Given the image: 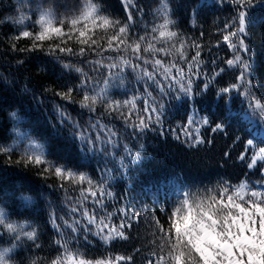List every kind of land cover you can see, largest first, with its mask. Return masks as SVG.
Segmentation results:
<instances>
[{
	"label": "trees",
	"instance_id": "1",
	"mask_svg": "<svg viewBox=\"0 0 264 264\" xmlns=\"http://www.w3.org/2000/svg\"><path fill=\"white\" fill-rule=\"evenodd\" d=\"M98 2L105 9L101 16L110 20L126 22V12L131 10L136 26L129 30L131 39L128 43L136 42V34L146 35L149 40L153 35L157 36L155 47L170 50V55L157 53L155 58L163 59L166 65L171 61L180 66L186 65L187 61L181 62L177 54L181 41L184 42L188 60L199 50L200 78L193 82L191 98L176 92L161 98L158 87L149 83L145 88V82L129 69L122 74L125 77L123 86H111L108 93L112 100L121 102L138 97L134 109L131 105L122 106L120 111L109 115L105 113L103 104H97L96 112L89 113L80 107L83 93L73 91L71 101L61 99L56 93L67 92L85 78L99 91L104 87L108 70L87 61L103 58L104 64L118 62L120 56L130 58L131 51H108L103 53V57L93 53L87 57L57 53L61 56L57 62L47 52L50 45L60 42L54 38L44 41L43 51L21 52L20 49L30 48L33 41L32 38L16 39L19 31L39 32L40 16L45 12H50L45 19L50 20L53 26H59V20L79 18L85 10L81 7L84 0H0V145L15 149L11 153L0 152V206L8 214L7 222L23 224L27 231L32 230L29 228L31 224L38 232L37 243L40 245L36 248L25 241L21 247L9 253V264H52L57 257H65L64 248L54 243L61 236L49 221L52 212L63 218L57 219V224L60 225L63 239L67 241L69 252L76 259H82L86 264H117V257L131 256L130 262L125 260L118 264H148V260L153 259V253H156L157 259L160 255L167 258L168 243L160 238L156 221L165 230L170 228L169 218H175L173 213L178 216L186 210L183 193H189L187 199L193 207L201 201L208 203L211 197L219 200L225 187L222 181L232 185L223 195L225 201L228 195H232L234 203H239L236 191L241 184L247 186L243 190L264 193V176L259 171L260 166L251 170L246 167L250 149L264 147V4H255L254 0L255 6L249 12L248 21L250 37L245 40L252 51L244 53L241 50L239 53L250 64L246 79L251 83L246 84L237 79L240 72L237 65H227V60L234 59L236 53L222 39L231 31H223L224 24L231 21L238 8L230 0H129L131 9L126 8L122 0ZM164 4L171 13L167 18L175 23L166 30L177 33L171 39L159 38V30L152 32L153 28L163 23ZM135 8L140 11H135ZM92 27L89 21L88 28ZM145 29L148 31L145 32ZM89 34L103 42L102 37L115 33L112 29L105 31L96 28L94 35ZM147 43L148 40L141 43L140 54L151 60L152 54L143 51ZM193 45L201 47L196 49ZM68 46L78 51L81 45L73 40ZM108 57H111V61ZM64 64H71V69L64 68ZM76 68L82 69L87 77L76 72ZM206 75L209 88L203 89ZM117 83L113 81L114 85ZM234 83L239 85L236 90L227 95H216L220 88L230 87ZM25 87L29 91L25 92ZM249 91L251 96H246ZM149 93L150 103L155 100L157 104L163 103L165 106L163 123L143 134L133 135L132 127L126 126L120 118L121 113L127 115L132 109L134 115L130 123L136 122L139 115H144V100ZM257 101L260 106H253V102L257 104ZM249 103L255 110L248 108ZM58 106L78 121L82 128H87L93 137L95 133L88 127L90 123L99 120L113 127L119 144L112 155H82L78 141L69 138L70 125L65 122L61 127L57 123ZM11 112H16L18 119H12L9 116ZM204 116L209 118V125L203 123ZM189 120L193 122L190 124ZM221 121H225V130L213 133L211 127ZM196 138L204 142L195 145ZM248 140H252L253 144L242 161L238 157L244 152ZM32 144H43V150L37 151ZM124 145L141 157L137 164H129L126 171L119 169ZM37 155L41 156L43 163H25L28 156L34 159ZM105 166L110 171L101 177L99 173ZM56 167L62 169V176L56 175ZM70 171L76 173L74 179H65ZM81 174H88L97 183L101 179L106 180L114 193L105 201L103 211L99 206L95 207L97 223L103 216L109 228L115 226L118 229L122 216L120 210L125 207L138 215L139 220L133 223V227L124 229L127 239L114 238L105 242L94 234L96 228L91 226L92 231L85 240L83 232L77 238L71 228L64 226V220L71 224L73 219H80L79 216L70 217L68 209L77 202L80 188L87 187L86 182H77ZM60 184L64 185L63 190ZM68 197H71L70 201ZM84 207L93 211L91 198L84 202ZM109 212L113 214L110 219L107 215ZM233 214H237V210L233 209ZM6 241L7 236L0 241V248L11 246Z\"/></svg>",
	"mask_w": 264,
	"mask_h": 264
},
{
	"label": "snow or ice",
	"instance_id": "2",
	"mask_svg": "<svg viewBox=\"0 0 264 264\" xmlns=\"http://www.w3.org/2000/svg\"><path fill=\"white\" fill-rule=\"evenodd\" d=\"M223 2V0H221ZM238 6L236 15L231 19L229 23H225L223 31H228V34L223 35V42L228 44L235 53L234 59H228L227 65L229 67L237 65L240 69L238 80L245 81L246 84H250L247 81L249 75L250 64L248 59L242 58L239 54L241 50L244 53H250L251 48L245 44V40L249 39L250 32L248 31L249 12L255 4H264V0H230ZM123 5L126 8L131 9L132 5L129 0H122ZM84 11L80 13L79 18H72L70 20H59V26H53L50 20L45 19L46 15H50V12H45L40 16V31L33 33L31 31H19L16 39L20 38H32V45L28 49H20L21 52L44 50L43 43L46 40L59 39V43L54 46L50 45L47 49L49 55L55 57L56 61L61 60V56L57 53L65 54L66 56H79L87 57L89 53L99 54L103 57V53L113 51L117 53L128 52L132 53L130 58L120 56L118 62H110L104 64L103 58L95 61H87L93 66L99 68H106L108 75L104 80V87L99 91L95 90V85L91 84L89 79H81L79 84L74 88H69L67 92H57L56 95L60 96L63 100L71 101V95L73 91L83 93L82 103L80 107L87 109L89 113L96 112V105L103 104L105 113L111 115L121 110L122 106L131 105L134 109L136 100L138 97L133 96L131 99L124 100H112L109 97L108 88L111 86H123L124 75L126 70H131L133 73H137L138 78L145 82V88L151 83L159 88L161 98L176 92L183 94L184 97L191 98L193 96V82L195 79H199L201 75V52L195 51V55L188 60L184 51V42L181 41L180 47L177 49V54L181 62L187 61L185 66L178 65L175 61H171L169 64H165L163 59L155 58L159 53L162 56L170 55V50L164 47H155V41L158 37L153 35L149 40L146 35H137L135 43H128L131 39L129 30L136 25L133 23L132 11L126 12V22L110 20L106 16H101V13L105 9L100 5L98 0H84L81 6ZM31 11V9H28ZM164 20L163 23L152 29L155 33L159 30V38L171 39L177 36L176 32L166 31L170 26H175L174 21H171L167 17L171 15L167 5H163ZM135 11H140L139 8H135ZM91 21L93 27L88 28V22ZM65 25L67 31H65ZM80 25L81 27H78ZM100 28L103 30L112 29L115 34L106 35L102 37L103 42L93 39L89 33L95 34V29ZM145 32L148 30L145 29ZM203 35V33H201ZM234 38V42H233ZM75 40L79 45L78 49L68 46L71 41ZM148 40L147 46L143 48L144 53H151L153 59H145L141 53V43ZM15 46L13 45V48ZM175 47V45H173ZM194 48L199 49L201 45H193ZM111 61V57H108ZM251 59V57H249ZM133 60L136 62L134 63ZM19 63H23L20 61ZM215 64V61H213ZM149 65L151 70H149ZM64 68L71 69V64H64ZM187 69V71L185 70ZM76 72L82 73V69L76 68ZM173 71L175 74H173ZM224 71L223 68L220 69ZM87 77L86 73H82ZM2 76V74H0ZM159 77V79H157ZM5 81L7 78H4ZM117 81V84H113V81ZM239 87L237 84H232L230 87H222L216 93L217 96L221 94H229ZM209 88V79L206 78L203 81V89ZM167 89V90H166ZM25 92L29 91L27 87ZM89 93H93L89 95ZM246 96H251V92L246 93ZM151 99V94L144 100L143 113L139 115L136 122H131V117L134 115L132 109H129L127 115L121 113V117L124 120L126 126L132 127L133 135L143 134L146 130L154 127L157 124L162 125L164 112V104H157L155 100ZM257 101L256 107H259ZM248 108L252 109V104H248ZM57 123L61 127H64L65 122L70 125L69 138L78 141V147L82 155L88 156L90 154L109 156L117 148L119 141L117 138V132L113 127L101 123L99 120L96 123H90L88 127L95 133L93 137L92 133L88 132L87 128H82L78 121L71 118L70 114L59 109ZM103 115V114H102ZM255 118V112L252 113ZM12 119H18L16 112L9 113ZM205 125L210 124V120L207 116L202 117ZM193 121L189 120L191 124ZM54 131L56 130L53 125ZM98 129V130H97ZM225 130V121L215 123L214 127H211L213 133ZM59 134V133H58ZM239 139V137H237ZM204 141L200 138H196L195 145H199ZM253 141L248 140L245 146L244 152L240 154L238 159L245 160V154L252 146ZM35 148L43 150V144H33ZM143 148V145L139 146ZM14 148H8L0 145V152L14 151ZM124 155L119 159V169L126 171L129 164H137L141 157L138 152H133L127 145L123 146ZM43 154V152H42ZM250 162L246 164V167L251 170L257 167L258 162L264 161V147H260L258 150H253V154L247 158ZM19 163V161H18ZM26 164L32 163L34 165H40L43 163L41 156L37 155L33 159L32 156H28L25 161ZM66 167V166H65ZM110 171L105 166L101 169L99 175L103 177L105 172ZM259 171L264 176V165H261ZM56 175L62 176V169L60 167L55 168ZM76 173L70 171L65 179H74ZM111 177H109L110 179ZM78 183H87V187L80 188V195L77 198V202L68 209V215L70 217L79 216L80 219H73L70 224L69 221L64 220V226L71 228L73 233L77 234V238L80 232H83L85 240H87L88 234L92 231L91 226H95V235L100 239L108 242L114 238L127 239L124 229H131L133 223L139 220L138 215L135 212H129L127 207L120 210L122 216L119 221V228L115 226L109 228L108 223H104V217L101 216L100 222L97 223V213L95 207L99 206L103 211L105 208V201L108 198L114 196V193L107 186V181L101 179L98 183L94 182L88 174H81L79 176ZM225 185L221 198L216 200L215 197H211L208 203L201 201L196 204L195 207L189 205L187 196L189 193L182 194L184 197L183 204L186 206V210L183 214L176 215L175 218L170 217V228L165 230L163 225H160L157 220V231L160 233V238L164 239L168 243L167 258L164 255H160L156 258V253H153V259L148 260V264H264V193L258 191H250L248 195L251 198L246 201L248 207H244L242 203H234L232 195H228L227 201L223 199V195L228 192L232 185L227 181H222ZM59 187L63 190L64 185L60 184ZM247 187L244 184L240 185V189L243 190ZM240 196V192L236 193ZM91 198V203L94 206L93 211H89L84 207V202ZM243 198V197H241ZM25 199H29L25 197ZM67 200H71L68 197ZM233 209L237 210V214H233ZM180 211L179 209L177 210ZM108 218L112 217V213L109 212ZM57 219L63 220L62 217H57L54 212L49 214V221L55 226L57 234L61 236V239L56 240L54 243L58 247H62L65 250V257H57L52 261V264H86L82 259H76L69 252L67 247V241L63 239V233L60 231V225L57 224ZM8 214L4 208L0 206V241L5 240L10 243V247L0 248V264H9V253H12L14 249L21 247L25 241L31 242L36 248L40 245L37 243L39 239L38 232L32 225L31 231L25 230L23 224H17L16 222H7ZM107 230V231H106ZM131 261L132 257L119 256L116 258L117 264L120 261ZM35 264V262H33ZM90 264V262H87ZM99 264V262H97Z\"/></svg>",
	"mask_w": 264,
	"mask_h": 264
},
{
	"label": "rangeland",
	"instance_id": "3",
	"mask_svg": "<svg viewBox=\"0 0 264 264\" xmlns=\"http://www.w3.org/2000/svg\"><path fill=\"white\" fill-rule=\"evenodd\" d=\"M256 104L253 102V106H255ZM252 110H255V107H252ZM262 131L260 130V133H261ZM33 145V144H32ZM33 147V146H32ZM33 148H35V147H33ZM260 147H258V148H252V149H250V155H249V157L253 154V150H258ZM36 150L38 149V148H35ZM39 150V149H38ZM37 150V151H38ZM248 162H250L249 160H248ZM260 164H258L259 166H261V165H264V161H260L259 162ZM252 191V190H251ZM253 191H255V190H253ZM237 192H240V196H238V198H239V203H242L243 205H244V207H248L249 205H248V203H246V201L247 200H249V199H255V198H251L249 195H248V193L250 192V190H248V191H246V190H241L240 189V187L237 189V191H236V193ZM241 197H243V198H241Z\"/></svg>",
	"mask_w": 264,
	"mask_h": 264
}]
</instances>
